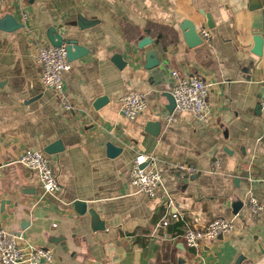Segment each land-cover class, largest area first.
Here are the masks:
<instances>
[{"label":"crops","instance_id":"1","mask_svg":"<svg viewBox=\"0 0 264 264\" xmlns=\"http://www.w3.org/2000/svg\"><path fill=\"white\" fill-rule=\"evenodd\" d=\"M22 4L25 23L16 3H0V18L10 15L23 26L0 30V227L24 247L53 250L52 264H264V209L253 213L248 206L251 197L264 200V114L258 109L264 39L261 57L252 53L253 37H264V0ZM184 22L197 34L207 28L210 45H190ZM49 29L85 51L63 75L73 114L60 111L33 61L37 44L50 45ZM144 38L151 42L139 49ZM115 57L125 63L121 69ZM172 71L211 84L208 126L188 113L176 114L172 124L164 120L173 113L166 96ZM135 92L146 96L147 108L129 121L120 99ZM55 141L64 150L48 157L62 190L49 195L37 174L16 161L24 149L43 151ZM108 143L121 152L109 157ZM141 153L154 159L161 175L156 199L129 184L131 164ZM182 164L197 174L178 181L173 168ZM74 201L95 209L105 231L92 232L88 215L73 210ZM235 203L241 205L236 215ZM217 218L232 222L230 235L199 252L185 245V224L200 228ZM57 237L66 250L52 242Z\"/></svg>","mask_w":264,"mask_h":264},{"label":"built area","instance_id":"2","mask_svg":"<svg viewBox=\"0 0 264 264\" xmlns=\"http://www.w3.org/2000/svg\"><path fill=\"white\" fill-rule=\"evenodd\" d=\"M11 1L18 6L20 19L25 23L28 15L24 10L22 0H0ZM203 43L210 45L211 32L207 28L198 31ZM33 61L39 69L40 81L43 87L53 93L57 100L60 111L69 115L74 113L75 105L65 90L63 75L70 71L71 65L67 59L66 47H54L46 44H37L33 54ZM171 96L174 103L173 113L164 115L167 123L177 121L176 114L188 113L204 126H208L211 120V109L207 102V96L211 84L196 75L172 71L171 74ZM120 113L123 118L134 121L146 108V96L141 93H129L120 99ZM259 109L264 114V98L259 102ZM24 168L34 171L44 193L56 195L61 192V186L57 181L47 154L40 150L24 149L17 158ZM143 165H145L143 167ZM173 173L178 181L188 180L197 174L193 166L182 164L173 168ZM129 184L135 193L142 194L150 199H156L158 192L162 189V179L159 171L154 165V159L146 154H138L130 167ZM168 204H172L171 197L163 192ZM251 212L258 213L264 209V200L259 202L251 197L248 200ZM171 218L179 220V215L173 213ZM168 222L163 221L162 226ZM233 231L231 221L217 218L209 221L198 228L194 224H185L182 229V238L189 249L196 252L202 250L208 242H214L219 237L230 235ZM20 237L0 227V264H52L54 253L51 249L24 247L20 244Z\"/></svg>","mask_w":264,"mask_h":264},{"label":"water","instance_id":"3","mask_svg":"<svg viewBox=\"0 0 264 264\" xmlns=\"http://www.w3.org/2000/svg\"><path fill=\"white\" fill-rule=\"evenodd\" d=\"M22 27L23 26L18 24L16 22V20L10 15H4L3 17L0 18V30L14 31V30L20 29ZM181 29L186 32L185 37H186V40L189 42L190 45L202 43L201 38L197 34L194 25H192L189 22H184ZM47 37H48V40H49L51 46L60 47L62 44L65 45L66 52H67V59L69 62H72L76 59L82 58L83 54L85 53V51H83L84 49H82L81 47H78V45L75 41L63 39V37L58 35L54 31V29H49V31L47 33ZM263 39H264V37L262 35H255L253 37L254 47H253L252 53L257 57H261V55H262ZM150 42L151 41L149 39L144 38L143 40H141L138 43V48L139 49L144 48L145 45L149 44ZM79 50H81V51H79ZM113 63L119 69H121L125 65V63L122 62L118 57L113 58ZM166 96L168 97V99L170 101V108L168 110L171 112L174 109V103H173V99L171 96V85L169 87V91H168V94ZM105 101H106V98L100 99V101L97 103L98 105H95V107L97 108L100 105V103H103ZM258 109H259V106H258ZM63 150H64V148H63L61 141H55L54 143L45 147L43 149V152L47 155H56V154L62 152ZM120 150L121 149H117V148L113 147V145H111L110 143L107 144V155L109 157H114L116 154L121 152ZM144 166L145 165H143V167ZM72 206H73V210L75 211L76 214H78L80 216H83L85 214L88 215L89 222H90V229L92 232H103V231H105V224L100 219V217L97 214V212L95 211V209L89 208L87 203H85L83 201H74L72 203ZM240 206H241L240 203L233 204V206H232L233 214L236 215L238 213ZM52 242L54 244L61 243L64 250L67 249L65 246L63 238H58V237L54 238V239H52ZM83 264H99V263L92 262V261L86 259V260H84Z\"/></svg>","mask_w":264,"mask_h":264}]
</instances>
